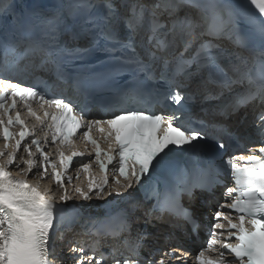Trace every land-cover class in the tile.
<instances>
[{"label": "snow or ice", "instance_id": "1", "mask_svg": "<svg viewBox=\"0 0 264 264\" xmlns=\"http://www.w3.org/2000/svg\"><path fill=\"white\" fill-rule=\"evenodd\" d=\"M201 98L222 101L224 117L264 102V0H248V6L241 0H0V264H154L149 233L134 225L167 215L198 230L184 198L192 201L199 189L206 203L228 176L234 186L225 196L232 199L218 206L213 225L227 235L221 240L210 231L207 250L220 245L218 256L201 250L197 264H264V112L254 125L259 146L238 147L240 154L217 162L202 151L209 138L203 121L201 128L191 127ZM18 102L43 141L22 119ZM171 105V115L162 114ZM93 106L110 118H87ZM81 130L84 150L73 139ZM214 131L223 134L220 149L238 144L222 125ZM49 142L56 160L46 150ZM21 149L25 167L16 164ZM177 154L182 163L174 162ZM76 163V178L88 176L86 190L73 189L80 199L114 194L123 206L95 216L68 206L73 196L66 182L73 177L67 173ZM14 164L15 174L9 170ZM93 164L101 177L92 175ZM109 166L117 175L105 192ZM30 175L50 176L61 203ZM137 185L144 197L129 199ZM77 228L89 240H69L68 254L59 255L54 237L59 233L63 241L65 230Z\"/></svg>", "mask_w": 264, "mask_h": 264}, {"label": "bare ground", "instance_id": "2", "mask_svg": "<svg viewBox=\"0 0 264 264\" xmlns=\"http://www.w3.org/2000/svg\"><path fill=\"white\" fill-rule=\"evenodd\" d=\"M186 246V244H184ZM177 251V250H176ZM178 252V251H177Z\"/></svg>", "mask_w": 264, "mask_h": 264}]
</instances>
